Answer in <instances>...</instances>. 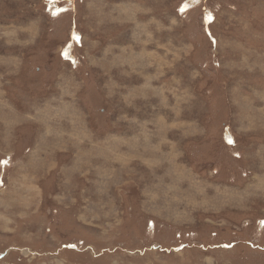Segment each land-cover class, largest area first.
I'll list each match as a JSON object with an SVG mask.
<instances>
[{
	"label": "rangeland",
	"instance_id": "374dc122",
	"mask_svg": "<svg viewBox=\"0 0 264 264\" xmlns=\"http://www.w3.org/2000/svg\"><path fill=\"white\" fill-rule=\"evenodd\" d=\"M0 264H264V0H0Z\"/></svg>",
	"mask_w": 264,
	"mask_h": 264
}]
</instances>
